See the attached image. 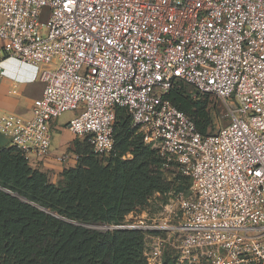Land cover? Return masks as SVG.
Masks as SVG:
<instances>
[{
    "label": "built area",
    "instance_id": "obj_1",
    "mask_svg": "<svg viewBox=\"0 0 264 264\" xmlns=\"http://www.w3.org/2000/svg\"><path fill=\"white\" fill-rule=\"evenodd\" d=\"M10 59L44 90L30 118L1 117L0 134L51 183L61 174L44 164L79 160L53 150V123L76 112L65 129L107 158L119 108L163 170L192 182L158 219L90 227L146 233L148 264L167 247L175 264H264V0H0V85ZM178 81L216 96L230 123L202 135L166 99Z\"/></svg>",
    "mask_w": 264,
    "mask_h": 264
},
{
    "label": "trees",
    "instance_id": "obj_2",
    "mask_svg": "<svg viewBox=\"0 0 264 264\" xmlns=\"http://www.w3.org/2000/svg\"><path fill=\"white\" fill-rule=\"evenodd\" d=\"M183 84L192 87L178 81L166 99L187 114L202 135L213 133L216 96L203 94L196 100ZM124 112L127 120L117 134ZM129 120L132 123L127 110L119 108L114 124L115 149L110 157L101 158L87 141L74 139L69 150L78 155V164L61 173L59 184L31 167L15 147L0 146V264H148L144 256L146 233L86 227L122 225L130 213H140L155 193L169 187L163 172L170 170H163L155 150L138 147L133 159L126 161L118 156V141L121 144L129 137L125 129ZM182 178L178 175L171 180Z\"/></svg>",
    "mask_w": 264,
    "mask_h": 264
},
{
    "label": "rangeland",
    "instance_id": "obj_3",
    "mask_svg": "<svg viewBox=\"0 0 264 264\" xmlns=\"http://www.w3.org/2000/svg\"><path fill=\"white\" fill-rule=\"evenodd\" d=\"M183 86L185 87L187 94L190 95L192 98L199 100L204 97L203 94L197 92L194 88L186 86L184 84ZM76 114H77L76 112L68 111L64 113L62 116H60L58 120H56L53 123L52 125V134H53L52 148L53 150H56L58 152H63V151L69 150L72 147L74 136L65 129L66 128L65 126L73 117L76 116ZM126 120H127V116H126V113L124 112L121 114V117L119 119V124H118L119 127H117V134L121 132L122 126L125 124ZM230 121H231V117L228 113L226 105L223 104L221 101L217 100V111L213 115L214 127L217 129L218 127L228 125ZM125 129L127 130L126 132L128 133L129 137L127 138L126 141H123L121 144H120L121 140L118 141L119 143L118 156L119 155L122 156L121 157L122 161L133 159L132 153L138 147H142L150 151H154L151 147H149L145 143L143 135L140 133V131L137 128H135L132 125L130 120L127 122ZM155 157L157 158V155ZM103 163L104 165H107V161H103ZM157 169H159V166L157 167ZM163 174L166 180L170 182L168 189L162 193L161 192L155 193L149 200L148 202L149 204L147 208L142 210L140 213H130L128 216L130 215L143 216L144 213L146 212L148 213L147 219H149V217L151 219H158L163 214L166 204L167 202H169L170 199L177 198L179 196L187 197L193 194V185H192L191 180L186 177L184 178V176L181 174L179 170L171 169L170 172H165V173L163 172ZM178 175L179 177L181 178L183 177V178L181 180L180 179L171 180V178H174V177L176 178ZM61 180L62 179H57L56 184H59ZM25 202L29 203L28 201H25ZM36 207L38 208V206ZM47 213L52 215V213L49 210H47ZM149 223H151L150 220H149ZM71 224L79 225V224H74V223H71ZM90 226L91 225H86V227L94 229ZM154 234H158V233H154ZM162 237L164 238L165 234ZM144 250H145V247H144ZM165 257H167V264H175L176 251L172 249L171 247H167Z\"/></svg>",
    "mask_w": 264,
    "mask_h": 264
},
{
    "label": "crops",
    "instance_id": "obj_4",
    "mask_svg": "<svg viewBox=\"0 0 264 264\" xmlns=\"http://www.w3.org/2000/svg\"><path fill=\"white\" fill-rule=\"evenodd\" d=\"M4 67L6 76L0 85V118L5 116L30 118L34 101L42 96L44 82L36 78L35 69L18 60H7ZM8 145L9 139L0 134V146ZM44 165L46 170L59 175L63 170L60 165L53 161Z\"/></svg>",
    "mask_w": 264,
    "mask_h": 264
},
{
    "label": "water",
    "instance_id": "obj_5",
    "mask_svg": "<svg viewBox=\"0 0 264 264\" xmlns=\"http://www.w3.org/2000/svg\"><path fill=\"white\" fill-rule=\"evenodd\" d=\"M6 192H8V193L11 194V192H9V191H6ZM14 196L19 197L18 195H14ZM19 198H21V197H19ZM22 200L26 201L24 198H22ZM38 208H40V207H38ZM40 209H41V208H40ZM41 210H43V211H47V210H45V209H41ZM52 215H54V216H56V217H59L58 215H56V214H54V213H52ZM64 220H65V221H68V220H66V219H64ZM68 222H70V223H74V224H78V223H76V222H72V221H68Z\"/></svg>",
    "mask_w": 264,
    "mask_h": 264
}]
</instances>
